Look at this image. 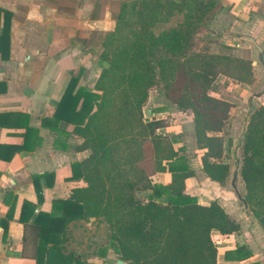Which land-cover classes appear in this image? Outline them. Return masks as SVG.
I'll use <instances>...</instances> for the list:
<instances>
[{"label": "trees", "instance_id": "obj_1", "mask_svg": "<svg viewBox=\"0 0 264 264\" xmlns=\"http://www.w3.org/2000/svg\"><path fill=\"white\" fill-rule=\"evenodd\" d=\"M219 0H124L114 30L103 40L101 73L94 89L67 88L54 120L75 125L88 149L73 164L76 187L60 201L63 214L39 213L34 222L46 264H91L66 252L67 226L74 219L102 218L109 224L111 247L131 264H221L212 231L233 233L240 223L214 200L199 203L187 190L195 175L187 158L174 147L175 138L161 130L163 120L146 122L143 107L150 90L160 88L182 112L194 115L195 139L208 177L224 184L231 165L224 158L225 128L231 103L212 94L226 74L240 82L253 75L249 58L208 52L193 44L199 24ZM184 13L182 22L156 31L159 23ZM207 20V19H206ZM72 85V86H71ZM78 106H80L78 108ZM169 171L168 183L151 176ZM241 199L264 227V105L251 111L242 138ZM140 190L146 196L138 195ZM34 211L24 203L23 211ZM62 228V229H61ZM50 244V245H49Z\"/></svg>", "mask_w": 264, "mask_h": 264}, {"label": "crops", "instance_id": "obj_2", "mask_svg": "<svg viewBox=\"0 0 264 264\" xmlns=\"http://www.w3.org/2000/svg\"><path fill=\"white\" fill-rule=\"evenodd\" d=\"M123 1L0 0V264H46V247L38 243L34 226L37 215L60 217V201L86 186L74 176L73 164L90 150L77 148L83 139L74 133V124L56 122L53 116L72 79L78 78L71 85L74 93L79 87L94 89L103 40L114 30ZM210 14V29L200 28V37L216 48L213 52L249 58L253 66L249 81L220 74L212 91L232 104L220 132L224 158L231 165L227 181H214L204 171L205 150L196 144L193 114L180 111L160 88L150 90L143 114L146 122L164 121L161 130L175 138L174 147L193 168L195 175L186 180L188 192L203 205L217 200L240 223L233 233L212 231L218 262L264 264V227L237 185L243 183V134L251 111L264 105V0H221ZM170 180L169 171L151 176L152 183ZM24 203L33 204L34 211H23ZM103 221L72 220L66 252L91 264H116L119 257L111 247L105 253L99 242L93 244V222H100L106 233Z\"/></svg>", "mask_w": 264, "mask_h": 264}, {"label": "rangeland", "instance_id": "obj_3", "mask_svg": "<svg viewBox=\"0 0 264 264\" xmlns=\"http://www.w3.org/2000/svg\"><path fill=\"white\" fill-rule=\"evenodd\" d=\"M221 0L218 1V3H220ZM211 16V14H209ZM209 16V17H210ZM185 18V15L184 13H177V14H174L171 19L167 22H164V23H159L155 30L156 31H161V30H164V29H169L171 27H174L176 26L178 23L182 22V20ZM208 16L205 18L204 22L199 24L196 31L194 32V35L192 37V40H193V44L195 45H199V47L203 48L204 51H208V52H213L214 50H216V48L214 47V50H212L210 48L211 44H206L205 42V39L201 38L200 35H199V30L200 28H203V29H206L207 27L210 29V27L208 26L207 24V19ZM211 40V39H209ZM211 42V41H210ZM205 45V46H204ZM216 86H214L215 88ZM162 90V89H161ZM162 93H164V90L161 91V95H163ZM164 98V97H163ZM243 182V180H242ZM240 188V194H242L241 196H243V192L245 191V185H244V182L242 183V185L239 183L237 184ZM242 189V190H241ZM138 195L141 196V197H144L146 195V191L144 190H140L138 192ZM100 220V219H99ZM103 222H106V221H103ZM107 224V222H106ZM97 225V231L95 232L94 234V241H93V244H96L97 242H99L98 245H101V246H106L109 244V241H110V228H109V224H108V228H107V232L105 233L104 232V229L101 227V224L100 222L97 224L95 222H93V226ZM103 229V230H102ZM92 241V240H91ZM103 243V244H102ZM89 250H92V245H89ZM100 247V246H99ZM87 255V254H85Z\"/></svg>", "mask_w": 264, "mask_h": 264}, {"label": "water", "instance_id": "obj_4", "mask_svg": "<svg viewBox=\"0 0 264 264\" xmlns=\"http://www.w3.org/2000/svg\"><path fill=\"white\" fill-rule=\"evenodd\" d=\"M116 264H131V263L122 258H118Z\"/></svg>", "mask_w": 264, "mask_h": 264}]
</instances>
